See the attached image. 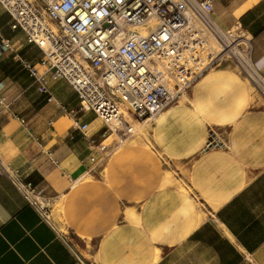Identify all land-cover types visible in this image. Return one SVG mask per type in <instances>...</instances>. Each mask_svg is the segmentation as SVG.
Masks as SVG:
<instances>
[{"label": "crops", "instance_id": "obj_1", "mask_svg": "<svg viewBox=\"0 0 264 264\" xmlns=\"http://www.w3.org/2000/svg\"><path fill=\"white\" fill-rule=\"evenodd\" d=\"M211 1L222 27L252 39L264 79V0ZM11 25L0 7V160L62 202L68 242L0 173V264H74L73 250L90 264H264V97L234 62L205 73L148 138L107 152L109 132L66 81L46 77L48 102L23 66L41 72L42 53Z\"/></svg>", "mask_w": 264, "mask_h": 264}, {"label": "built area", "instance_id": "obj_2", "mask_svg": "<svg viewBox=\"0 0 264 264\" xmlns=\"http://www.w3.org/2000/svg\"><path fill=\"white\" fill-rule=\"evenodd\" d=\"M0 7L11 17V28L41 51V72L28 62L23 66L48 102L53 101L46 82L51 75L72 87L79 113H92L120 143L137 134L134 123L152 125L219 62H234L264 97L252 39L240 27H222L211 0H0ZM76 127L90 138L87 125ZM4 172L68 242L54 222L51 200L0 160ZM73 253L74 264H90Z\"/></svg>", "mask_w": 264, "mask_h": 264}, {"label": "rangeland", "instance_id": "obj_3", "mask_svg": "<svg viewBox=\"0 0 264 264\" xmlns=\"http://www.w3.org/2000/svg\"><path fill=\"white\" fill-rule=\"evenodd\" d=\"M139 123H134L133 126L135 127V129L137 130V134H140V135H146V130L147 129H150L151 127V124H148V125H145V126H142V125H139ZM138 127V128H137ZM111 136V134L109 133V136L108 138ZM105 138V137H104ZM148 138V137H147ZM122 143H120L117 139V137L115 135L112 136L111 139H107L106 142H105V146H107V152H111L112 150H115L116 148L122 146L121 145ZM110 147V148H109ZM59 203H52L50 202V208L53 210V219L55 220V222H58L59 224L62 222L61 218L59 217V212H60V209L57 208ZM61 226V225H60ZM61 230L64 231V228L61 227Z\"/></svg>", "mask_w": 264, "mask_h": 264}, {"label": "bare ground", "instance_id": "obj_4", "mask_svg": "<svg viewBox=\"0 0 264 264\" xmlns=\"http://www.w3.org/2000/svg\"><path fill=\"white\" fill-rule=\"evenodd\" d=\"M180 64H181V65H184L185 62H181ZM138 127H139V125H138ZM138 127H137V128H138ZM148 135H149V134H146V137H147ZM112 136H113V135H111L108 139H111ZM143 136H144V135H143ZM144 137H145V136H144ZM61 203H62V202H60V203L58 204V206H57V208L60 209V210H61Z\"/></svg>", "mask_w": 264, "mask_h": 264}]
</instances>
